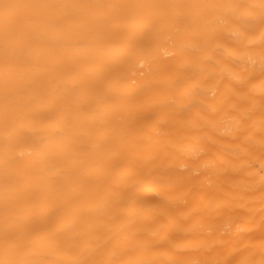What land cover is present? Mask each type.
Returning <instances> with one entry per match:
<instances>
[{
    "label": "bare ground",
    "instance_id": "obj_1",
    "mask_svg": "<svg viewBox=\"0 0 264 264\" xmlns=\"http://www.w3.org/2000/svg\"><path fill=\"white\" fill-rule=\"evenodd\" d=\"M0 264H264V0H0Z\"/></svg>",
    "mask_w": 264,
    "mask_h": 264
}]
</instances>
